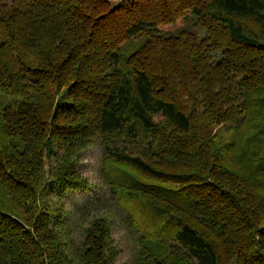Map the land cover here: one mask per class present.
<instances>
[{
  "label": "trees",
  "instance_id": "1",
  "mask_svg": "<svg viewBox=\"0 0 264 264\" xmlns=\"http://www.w3.org/2000/svg\"><path fill=\"white\" fill-rule=\"evenodd\" d=\"M0 95V264H264V0H0Z\"/></svg>",
  "mask_w": 264,
  "mask_h": 264
},
{
  "label": "rangeland",
  "instance_id": "2",
  "mask_svg": "<svg viewBox=\"0 0 264 264\" xmlns=\"http://www.w3.org/2000/svg\"><path fill=\"white\" fill-rule=\"evenodd\" d=\"M1 101L2 97L0 95V103ZM0 122H2V119H0ZM102 155V149L98 146L92 147L86 152V154L80 161L79 171L88 179L89 183L91 184V188L87 192L83 190L69 192L65 200L68 206H79L84 201H87L91 197L98 194L99 190L102 188V179L100 175V164ZM0 209L6 212L12 211L14 209L12 201L4 196V194L1 192V189ZM113 238L116 242L118 249L114 264H130L133 260L135 249L132 245L130 232L128 231V222H126L124 217L119 219L118 222H116L113 228Z\"/></svg>",
  "mask_w": 264,
  "mask_h": 264
}]
</instances>
